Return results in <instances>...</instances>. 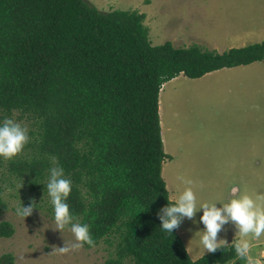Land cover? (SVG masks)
Wrapping results in <instances>:
<instances>
[{"label":"trees","instance_id":"obj_1","mask_svg":"<svg viewBox=\"0 0 264 264\" xmlns=\"http://www.w3.org/2000/svg\"><path fill=\"white\" fill-rule=\"evenodd\" d=\"M145 19L89 0H0V123L19 114L30 125L23 152L0 157V212L8 210L6 188L17 185L23 206L44 194L54 210L47 183L55 156L72 181L71 213L90 226L95 247L115 249L106 264H226L238 257L237 240L193 260L179 228L161 229L157 213L177 202L163 178L171 155L159 97L181 74L198 79L263 61L264 41L223 53L153 45ZM13 234L3 221L0 236Z\"/></svg>","mask_w":264,"mask_h":264},{"label":"rangeland","instance_id":"obj_2","mask_svg":"<svg viewBox=\"0 0 264 264\" xmlns=\"http://www.w3.org/2000/svg\"><path fill=\"white\" fill-rule=\"evenodd\" d=\"M89 1L104 12L145 13L153 45L170 41L177 48L198 45L223 53L264 41V0ZM159 99L164 149L171 155L164 163L163 178L171 199L177 202L186 188L192 187L198 208L204 203L221 207L230 202L232 189L237 188L240 196H250L264 209V199H257L264 196V60L198 79L181 74L162 85ZM18 116L12 119L29 131V122ZM179 176L194 184L182 183ZM19 187L5 191L8 210L0 212V224L10 222L14 234L0 236V257L12 253L15 264H106L111 257L116 259L115 249L103 242L67 254L53 251L65 242H75L74 235L69 228L62 233L55 230L54 210L47 208L44 194L31 195L36 203L33 218L17 216L16 209L23 201ZM202 215V210L197 212L195 224L185 218L178 230L196 260L208 254L200 242ZM224 228L220 239L228 244L248 240L253 245L251 255H258L256 245L264 236L258 240L252 235L241 236L231 223ZM125 264L133 263L126 260Z\"/></svg>","mask_w":264,"mask_h":264},{"label":"clouds","instance_id":"obj_3","mask_svg":"<svg viewBox=\"0 0 264 264\" xmlns=\"http://www.w3.org/2000/svg\"><path fill=\"white\" fill-rule=\"evenodd\" d=\"M29 141L28 129L14 119L5 117L0 123V157L5 160L13 159L23 152ZM51 161L54 166L49 170L47 192L54 208L55 230L62 233L69 228L75 237V242L71 244L65 242L63 247L54 248L53 251L67 254L70 251L82 249L85 245L94 248L95 241L91 235L90 226L81 224L79 218L71 213L66 202L72 191V181L65 177L64 169L59 166L57 157L52 156ZM178 179L187 185L194 184L191 179H186L184 176H179ZM232 196L230 202L221 207H217L216 203H204L198 208L197 196L192 187H188L174 206L163 207L157 213L161 221V229L172 234L173 230L181 227L185 218L195 224V216L202 210L203 215L199 222L204 225L200 240L204 252L215 253L222 246L229 245L226 240L219 238V234L225 230L224 226L229 223L235 226L241 236L252 235L254 239H260L264 236V209L258 206L250 196H240L237 188L232 189ZM257 199H264V196ZM35 207V200L30 201L26 207L21 204V207L16 209V215L25 220L32 215ZM239 240L237 239L235 244V253L238 257L226 264H245L242 259H245L247 264H261L251 255L253 245L248 240ZM186 250L188 252L187 247ZM192 259L196 260L194 257Z\"/></svg>","mask_w":264,"mask_h":264},{"label":"crops","instance_id":"obj_4","mask_svg":"<svg viewBox=\"0 0 264 264\" xmlns=\"http://www.w3.org/2000/svg\"><path fill=\"white\" fill-rule=\"evenodd\" d=\"M217 72V71H216ZM176 79H178V77L177 78H175V79H173V80H176ZM161 108H162V103H161ZM162 110V109H161ZM163 121L161 120V123H162ZM261 242H260V244H257L256 246H257V253H258V255L256 256V257H254V258H260V260H264V238L263 239H261L260 240Z\"/></svg>","mask_w":264,"mask_h":264}]
</instances>
